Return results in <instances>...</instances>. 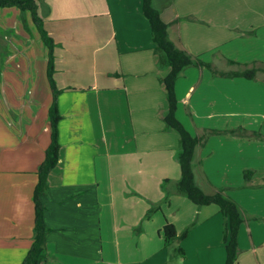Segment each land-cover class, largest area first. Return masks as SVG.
Masks as SVG:
<instances>
[{
    "label": "crops",
    "instance_id": "crops-1",
    "mask_svg": "<svg viewBox=\"0 0 264 264\" xmlns=\"http://www.w3.org/2000/svg\"><path fill=\"white\" fill-rule=\"evenodd\" d=\"M152 2L174 46L211 67L186 68L174 86L176 119L201 139L196 184L239 206L237 264H264V74L217 69L264 64V0ZM44 4L61 120L42 264H224L218 207L174 192L179 136L162 119L169 70L158 67L142 0ZM30 31L29 14L0 9V264H21L32 245V191L50 144L47 49ZM166 223L186 237L165 243Z\"/></svg>",
    "mask_w": 264,
    "mask_h": 264
},
{
    "label": "trees",
    "instance_id": "trees-1",
    "mask_svg": "<svg viewBox=\"0 0 264 264\" xmlns=\"http://www.w3.org/2000/svg\"><path fill=\"white\" fill-rule=\"evenodd\" d=\"M45 0H0V9L16 8L21 12L29 14L32 25L34 26L41 42L47 49L46 75L52 93V102L48 111L50 122V144L44 155V160L38 166L36 175L37 182L32 191V202L34 205V226L33 240L30 249L21 264H42L46 261V235L48 228L44 223V205L42 199L46 196L48 190V175L54 169L58 162V123L61 116L58 110L57 100L61 91L57 88L54 81L55 58L54 41L48 34L44 25ZM142 14L148 21L154 52L157 56L158 67L168 69V74L162 79V84L166 92V101L168 110L163 121L168 129H172L179 136V153L177 161L180 167V178L174 186V192L186 197L194 205L204 207L215 205L225 219L223 232V243L225 249V263L237 264L239 256L238 233L243 218L239 206L235 201L224 195L223 191L217 190L211 194L205 193L197 184L194 178L193 161L197 146L201 139L191 135L182 124L176 119V95L174 86L181 77L183 71L191 66L206 67L211 69L210 65L195 59L184 50L178 49L169 40L167 34V25L162 21L160 13L154 8L152 0H142ZM233 64V62H230ZM260 73L264 74L263 66L253 65L250 68L221 72V77L242 78L245 80H254ZM251 172L244 173V179L250 178ZM152 213V210L148 214ZM188 229L177 236L176 230L172 224L166 223L160 233L165 243H171L175 240L181 241L187 235ZM178 254H183L181 248L177 249Z\"/></svg>",
    "mask_w": 264,
    "mask_h": 264
},
{
    "label": "rangeland",
    "instance_id": "rangeland-1",
    "mask_svg": "<svg viewBox=\"0 0 264 264\" xmlns=\"http://www.w3.org/2000/svg\"><path fill=\"white\" fill-rule=\"evenodd\" d=\"M31 32V34L32 35H36L37 34V32H36V30H35V28H34V26H33V32L32 31H30ZM36 32V33H35ZM31 39H32V37H31ZM29 40L30 42H33V39L32 40ZM34 43V42H33ZM34 44H36V43H34ZM29 48V47H28ZM30 49V48H29ZM34 51H38L39 53H40V51H39V48H36V50H34ZM35 54L32 52V51H30V53H29V57L32 59V63L34 64V66L36 65V63H39V62H37V59L38 58H42L41 57V53H40V55L38 56V58H35ZM40 60V59H39ZM259 66H263V64H259ZM37 67V66H36ZM34 69H35V67H34ZM217 69H220V73L222 72V70H225V71H228L227 69V67H224V66H222V65H220V67L219 66H217ZM237 68H231L229 71H234V70H236ZM217 71H219V70H217ZM224 72V71H223ZM175 256H177L176 254H174Z\"/></svg>",
    "mask_w": 264,
    "mask_h": 264
}]
</instances>
